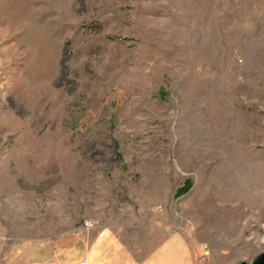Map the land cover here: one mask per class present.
Wrapping results in <instances>:
<instances>
[{
	"label": "rangeland",
	"instance_id": "rangeland-1",
	"mask_svg": "<svg viewBox=\"0 0 264 264\" xmlns=\"http://www.w3.org/2000/svg\"><path fill=\"white\" fill-rule=\"evenodd\" d=\"M244 159L264 174V0H0V264L98 219L254 264L264 216L213 193Z\"/></svg>",
	"mask_w": 264,
	"mask_h": 264
},
{
	"label": "crops",
	"instance_id": "crops-1",
	"mask_svg": "<svg viewBox=\"0 0 264 264\" xmlns=\"http://www.w3.org/2000/svg\"><path fill=\"white\" fill-rule=\"evenodd\" d=\"M129 228L132 226L94 220L43 248L45 253L41 252L33 261L47 264H196L193 246L184 235L169 231L154 241L149 240L147 245L131 244L124 236V230Z\"/></svg>",
	"mask_w": 264,
	"mask_h": 264
},
{
	"label": "bare ground",
	"instance_id": "bare-ground-1",
	"mask_svg": "<svg viewBox=\"0 0 264 264\" xmlns=\"http://www.w3.org/2000/svg\"><path fill=\"white\" fill-rule=\"evenodd\" d=\"M218 172L220 173V175L223 176L226 175L227 177L232 179L231 180L232 183L235 184L234 189L227 191L226 197L221 196V192L218 189H216L215 192L213 191L214 197L222 199L223 203L221 206L228 207L234 201L235 202L237 201L238 204L234 205L235 206L234 209H236L237 207L239 208L240 206H242L243 203L246 204V208L241 213H239L238 217L235 220L231 219V221L234 220L233 224L235 223L237 225L235 226L236 229L241 227H242L241 229H244L252 222H257V221L259 222V220L264 216V174L260 170V167H258L257 165H253L245 161L244 159L241 164L238 163L237 166L233 165L231 167H224L218 170ZM212 190L213 189H211V191ZM220 211H222V209L219 210V212ZM228 219H230V217ZM221 221L223 223V220ZM227 222L228 221H226L225 224H227ZM235 227L232 229L235 230ZM259 234H260V230H255L253 232V237L249 239L247 243L251 244L252 240H256L257 241L256 244L261 245L262 241H260L259 239L260 238Z\"/></svg>",
	"mask_w": 264,
	"mask_h": 264
},
{
	"label": "water",
	"instance_id": "water-1",
	"mask_svg": "<svg viewBox=\"0 0 264 264\" xmlns=\"http://www.w3.org/2000/svg\"><path fill=\"white\" fill-rule=\"evenodd\" d=\"M254 264H264V254H262L261 257L258 259V261L255 262Z\"/></svg>",
	"mask_w": 264,
	"mask_h": 264
},
{
	"label": "built area",
	"instance_id": "built-area-1",
	"mask_svg": "<svg viewBox=\"0 0 264 264\" xmlns=\"http://www.w3.org/2000/svg\"><path fill=\"white\" fill-rule=\"evenodd\" d=\"M209 251L208 250H205V255H208Z\"/></svg>",
	"mask_w": 264,
	"mask_h": 264
}]
</instances>
